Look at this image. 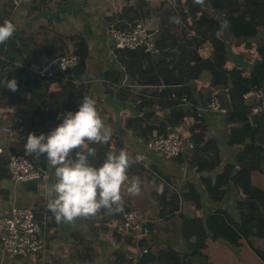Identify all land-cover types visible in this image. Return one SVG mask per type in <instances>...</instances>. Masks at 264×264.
<instances>
[{"label":"crops","instance_id":"1","mask_svg":"<svg viewBox=\"0 0 264 264\" xmlns=\"http://www.w3.org/2000/svg\"><path fill=\"white\" fill-rule=\"evenodd\" d=\"M196 1L199 8L197 19L205 16L216 19L220 24L217 37L227 51L225 67L229 70L240 69L250 75L253 67L262 59L258 49L264 44V26H258L256 34L251 37L237 38L230 32L222 14L212 7L210 0ZM189 4L190 0H28L14 10L9 1L0 0V22L8 19L16 26L13 35L0 42L2 73L8 79L14 78L19 82L21 79L25 81L26 76L28 78L24 72L26 69L31 79L26 80V85L22 84L19 91L22 97L28 94L29 101L22 98L20 102H8V98H3L1 93L6 87L0 86V147L3 148L0 152V219L10 213L13 205L30 206L42 222L46 237L44 251L14 259L5 256L0 244V264H138L142 247H147L154 254L167 248L180 252L187 250L180 228V219L184 215L205 218L218 208L232 210L238 215L235 210L238 191L233 182L229 183L228 192L221 203L212 202L206 192L205 185L216 181L221 166L212 167V163L208 168L200 169L193 159L194 150L181 157L166 158L147 148V142L160 133L173 130L186 136L202 133L204 139H211L217 148L200 153L203 164L204 161L211 163L209 158L215 152L222 164L235 161L243 145L228 144L229 134L232 128L243 123L229 122L227 113L208 108L213 94L218 96L223 107L229 108L231 77L228 86L214 85L212 70L202 68L196 78L189 79L183 86L187 88L188 100H171L162 91L163 88L171 87L177 93L181 84L174 78L169 86L156 84L155 81L146 84L138 82L137 78H146V74L136 71L133 77L125 73L112 52V43L105 32L110 23L131 21L126 13H130V17L135 16V19L142 17L152 29L160 27L161 18L165 15L172 33L183 39L177 38V44L186 40L188 49L195 48L201 59L213 61L216 49L211 38H202V42L194 46V36L198 34L193 27L199 23L192 22ZM184 12L188 21L182 16ZM176 15L178 21L173 24ZM79 40H84L88 45L86 64L80 75H71L75 86L83 85L88 96L96 100V108L109 140L104 143L86 141L83 146L71 150L69 155L75 151L86 152L88 147H92L95 151L89 160L99 165L108 151L125 149L133 159L127 169L128 179L137 178L140 191L131 193L127 190V183H124L120 188L121 199L117 202L120 211L101 207L95 214L78 216L71 222H58L47 207L48 189L56 178L54 166L46 162L44 154L30 153L31 159L48 171V177L43 180L15 182L8 171L7 161L10 152L24 151L23 145L29 132L37 134L42 130L38 123L44 121L53 127L60 122L58 105L48 99L61 89L64 81H43L38 78L35 68L50 56L62 55V51L64 54L73 53ZM170 47L172 45L167 48ZM181 50L180 46H173L170 53L176 56ZM155 60L165 61L162 53ZM190 64L194 65L196 61L191 60ZM141 67L145 69L146 63ZM147 77L152 80L154 75ZM45 83L48 89L43 86ZM32 90L44 94L41 100L29 99ZM244 99L247 107L255 101L252 96H244ZM193 107L203 121V132L199 126H195V117L188 113ZM50 108L51 116L47 113ZM181 110L187 111V115L179 122L171 123V118ZM4 126H9L11 132L4 131ZM257 136L256 142L264 147ZM250 141L249 138L246 140ZM250 179L255 187L264 191V160L261 169L252 170ZM195 194L199 195L200 206L195 203ZM172 195L179 196V208L174 214H160L164 201ZM131 208L143 211L151 220L149 235L140 241L119 230L118 222L122 214ZM252 246L264 251V235L251 236L250 243L242 239L237 249L223 239L209 238L202 252L208 256L207 264H264ZM200 260L196 259V263Z\"/></svg>","mask_w":264,"mask_h":264},{"label":"trees","instance_id":"2","mask_svg":"<svg viewBox=\"0 0 264 264\" xmlns=\"http://www.w3.org/2000/svg\"><path fill=\"white\" fill-rule=\"evenodd\" d=\"M210 3L215 10L222 14L228 24L230 32L237 38L251 37L256 34L258 26H264V0H210ZM241 3L243 4L241 5ZM198 9L197 1L192 0L191 3L190 0V18L192 22L199 23L194 27L192 26L196 29V34H198L194 36V46L197 47L202 42V38H211L216 49V56L213 61L201 59L196 54L195 48L188 49L186 40L184 42L180 41V44H177V40L181 38H178L172 33L169 21L164 18L165 15L161 18V24L156 34L155 44L158 49L157 54H151L144 49H117L115 50V54L125 73H129L133 77L136 76V71L146 74V78H137V81L142 84L155 81L156 84L169 86L174 78L177 83L181 84L179 91L176 93L177 98L172 97L174 90L171 87H164L162 91H165L167 96L175 101H182L180 99L181 96L184 94L188 95L187 88L183 86L189 79L196 78L202 68L212 70L214 74V85L222 84L228 86V79L231 77V84L229 85L230 105L226 118L229 122L243 123L241 126L232 128L229 134L228 144L243 145L235 161L222 164L221 159L217 157L215 152L214 156L209 158V160L211 159V163L209 162L207 164L204 161L205 164H203L200 153L207 152L208 150H216V145L211 139L205 140L202 133L193 134L191 138L196 144L193 159L194 162L197 161L196 164H199L200 169L208 168L212 163V167L217 165L221 166L216 181L214 183L209 182L205 185L209 199L214 203H221L228 192L229 183L233 182L238 191L235 203V210L238 215H235L232 210L218 208L209 213L205 218L199 216H182L180 219V228L187 244V250L180 252L171 248L161 249L155 254L153 264H207L208 256L202 252V249L206 246L209 238L214 240L223 239L237 249L240 247L242 239L250 243L251 236L264 235V191L255 187L250 179L252 170H259L262 167L264 147L256 142L259 125L254 126L249 122L247 116L249 107L246 106L244 99V94L252 87L264 86V44L258 49L262 59L253 67L250 75L244 74L240 69H227L225 67L227 51L220 45L222 44L221 40L217 37L220 24L216 19L205 16L201 19L205 22L197 19L196 12ZM125 15L131 20L129 22L134 21L136 18L135 16L130 17V13L129 15L127 13ZM177 16L173 17V24L177 23ZM182 16L184 18L186 17V21H188V16L185 12L182 13ZM204 23L207 25L206 27ZM199 35H201L200 38ZM171 39L173 40L171 41ZM171 45L172 47L180 46L182 50L178 55L172 56L174 54L170 53L172 47L170 49L167 48ZM62 49L63 47H61ZM73 53L78 56V64L69 72L71 79L65 81L63 84V87H68L70 92L77 91V88H83L85 90L83 85L79 87L75 86L72 75H80L84 70L86 56L88 54L87 43L84 40H79L77 42V48ZM161 53L165 61L156 62V56ZM191 60H195L196 64H190ZM143 63H146L145 69L141 67ZM25 70V75H28V80H31L30 75ZM148 75H154V78L151 80V78L147 77ZM171 75L173 77H170ZM0 79H8L2 76L1 63ZM43 81H48V79H43ZM57 81L63 83L61 77ZM4 90L6 88L2 89V97L5 92ZM188 113L195 117V126H199L201 132H203L205 126L200 115L195 111V108L193 107ZM185 115H187V111L181 110L170 121L171 123H177ZM198 120H201V122H197ZM131 121L132 119H130L129 123ZM38 125H40L38 127H42L40 131L45 133L56 126L51 127L45 124L44 121H41ZM248 138L251 140L250 142H246ZM202 142L203 145H201ZM179 199L178 195H172L167 200L164 199V206L160 214L165 215L168 212L174 214L179 208ZM195 203L197 206H200L198 194H195ZM252 247L256 254L264 261V251L254 246ZM196 259H201L202 261L200 260L199 263H196Z\"/></svg>","mask_w":264,"mask_h":264},{"label":"clouds","instance_id":"3","mask_svg":"<svg viewBox=\"0 0 264 264\" xmlns=\"http://www.w3.org/2000/svg\"><path fill=\"white\" fill-rule=\"evenodd\" d=\"M15 24L8 19L0 22V42L9 39ZM62 67V66H61ZM0 86L15 91L14 78L0 79ZM60 122L47 133L29 132L23 145L26 153L44 154L46 162L54 166L55 182L48 189L47 207L54 218L71 222L75 217L95 214L101 207L120 211V188L127 183L131 193L140 191L137 178L128 179L127 169L133 159L125 149L110 150L99 164L90 162L94 148L87 151H70L86 141L104 143L109 140L103 120L96 108V100L83 95L75 110L58 114ZM113 205H116L113 208Z\"/></svg>","mask_w":264,"mask_h":264},{"label":"built area","instance_id":"4","mask_svg":"<svg viewBox=\"0 0 264 264\" xmlns=\"http://www.w3.org/2000/svg\"><path fill=\"white\" fill-rule=\"evenodd\" d=\"M12 8L18 9L28 0H7ZM158 28H150L145 19L129 21H115L106 26L105 32L108 40L112 43V52L117 49H144L151 54H157L158 49L155 44ZM78 64V56L74 53L54 55L48 57L37 68L35 73L38 78L62 81L70 80L69 72ZM62 66V67H61ZM245 97L252 96L254 103L249 107L247 113L249 122L256 126L253 121L256 116L264 114V86L253 87L244 94ZM173 98H177L176 92L172 93ZM187 101L186 94L180 98ZM208 108L212 111L227 113L228 109L223 107L216 94H213L208 103ZM197 122H201L198 120ZM3 130L11 132L9 126H4ZM41 131H38L39 134ZM196 144L191 136H186L176 130L167 133H160L152 137L147 142V148L153 152H159L166 158L184 156L187 152L193 151ZM3 148L0 147V152ZM7 168L15 182L27 183L31 181L43 180L48 177L47 169L36 164L30 157V153L24 151H12L9 153ZM150 218L146 213L131 208L126 210L118 224L119 230L131 236L134 240L140 241L150 233ZM0 244L3 253L10 259L27 257L31 254H38L46 247V237L44 235L42 222L37 217L35 210L30 206L13 205L10 213L0 219ZM147 247H142L141 254L148 252Z\"/></svg>","mask_w":264,"mask_h":264},{"label":"rangeland","instance_id":"5","mask_svg":"<svg viewBox=\"0 0 264 264\" xmlns=\"http://www.w3.org/2000/svg\"><path fill=\"white\" fill-rule=\"evenodd\" d=\"M64 52V51H62ZM60 53V54H64V53ZM2 76L7 77L5 75V73H2ZM10 79V78H9ZM26 80H28L27 76H26ZM26 80L24 81L23 79H21V81L17 82V88L15 91L9 90L6 87V90H4L5 92L3 93V98H8V102L12 101L13 102H20V100L26 99L25 101H29L27 98L28 94H25V96L22 97V94L19 93V91L21 90V86L22 84L26 85ZM24 82V83H22ZM30 85V84H29ZM43 86L47 87L48 89V85L45 83ZM80 90V92H79ZM87 91H85L83 88L79 89L77 88V91L75 92H70L68 87H61V89L58 92H55V96L54 95H50V98L48 99L50 102L55 101V104L58 105L57 106V111L60 112L61 114H63L65 111L67 110H75L82 98L83 95H87L88 93H86ZM31 95L29 97L30 100H33V98H37L39 100H41L40 98L44 96V94H40V92H38L37 90H32ZM38 96V97H37ZM54 96V97H53ZM7 101V100H6ZM25 101H23L25 103ZM43 102H47V100H43ZM54 104H52L51 106H53ZM43 107V106H42ZM40 107V108H42ZM44 108V107H43ZM41 110V109H40ZM39 110V111H40ZM37 111V112H39ZM44 112H45V108H44ZM47 113H50V116L52 115L51 112V108L48 109Z\"/></svg>","mask_w":264,"mask_h":264},{"label":"water","instance_id":"6","mask_svg":"<svg viewBox=\"0 0 264 264\" xmlns=\"http://www.w3.org/2000/svg\"><path fill=\"white\" fill-rule=\"evenodd\" d=\"M253 121L259 124V134L257 136V140L264 143V114L256 116ZM154 259L155 254L152 251H148L140 255L138 264H150L154 262Z\"/></svg>","mask_w":264,"mask_h":264}]
</instances>
